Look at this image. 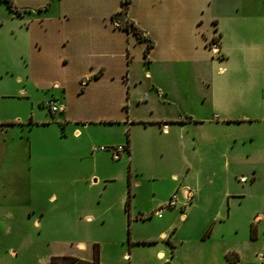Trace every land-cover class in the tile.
Returning a JSON list of instances; mask_svg holds the SVG:
<instances>
[{"label":"crops","instance_id":"1","mask_svg":"<svg viewBox=\"0 0 264 264\" xmlns=\"http://www.w3.org/2000/svg\"><path fill=\"white\" fill-rule=\"evenodd\" d=\"M13 2L17 10L0 0V31L7 27L8 40L20 44L23 64L15 92L0 96L28 110L0 123L3 150L12 131L24 138L18 126L59 123L74 142L71 154L90 162L87 175L71 179L76 211L88 210L106 230L121 217L128 235L112 242L133 262L147 245L159 262L264 264V0H130L125 11L123 0ZM127 21L152 41L148 51ZM50 99L62 109L44 115L38 107ZM93 128L108 145L96 144ZM38 139L37 147L28 140L30 158L50 154ZM102 145L126 148L117 158ZM87 183L98 188L93 207L79 205L78 187ZM174 192L178 206L163 209ZM248 199L250 209L236 210ZM167 212L156 234L138 229ZM77 245L81 253L57 256L93 261L95 246L85 256L87 243Z\"/></svg>","mask_w":264,"mask_h":264},{"label":"rangeland","instance_id":"2","mask_svg":"<svg viewBox=\"0 0 264 264\" xmlns=\"http://www.w3.org/2000/svg\"><path fill=\"white\" fill-rule=\"evenodd\" d=\"M6 29L4 27L0 31V94H13L23 56L20 44L12 45L6 37L9 33ZM144 101L141 98V102ZM50 109L47 102L43 107H38L39 112L51 116ZM206 109V106H199L198 112L208 113ZM27 110L28 108L22 107L19 98L11 95L0 96V123L17 120L18 117L15 116L25 114ZM263 126L264 124L259 125L264 131ZM21 128L18 126V135L22 133L24 138H14L15 133L12 131L8 148L4 151L0 145V264H51L52 256L73 251L81 253L77 245L79 241L88 245V250L82 251L85 256L91 254L95 242H100L103 251L100 264H183L177 260L172 263L159 262L151 256L152 248L147 245L137 250L136 256L140 258L137 256L134 262L133 257H124L125 247L121 243L112 242L115 236L128 235V231H121L119 227L121 217L113 218L114 226L110 221L108 226H111L106 230V227L102 229L99 226L98 221L87 219L88 210L80 213L76 211V186L71 179L81 173L87 175L91 169L88 159L80 160L71 154L74 142L66 130L63 131L57 122L48 126H36L32 131ZM92 131L96 138L95 143L105 144L101 143L104 135L100 130L93 128ZM68 132L71 133L69 129ZM122 133V129L117 128L113 141H119ZM40 137L48 144L46 151L50 154L46 156L36 153L30 158L28 140L34 141L37 147ZM263 140L259 139L260 142ZM48 178L66 180L63 185L55 182L50 186L46 180ZM121 191V182L117 181L112 194L118 196ZM52 193H57V201L50 198ZM78 193L80 206L89 205L90 201L92 207L94 206L98 198L97 187H90L87 183L78 187ZM253 205L254 201L248 199L242 206L241 203L237 205L236 210H248ZM171 215V212H167L153 216L146 222L139 223L138 229L145 235L156 234ZM110 229L113 234H110ZM146 242L149 244L156 241ZM58 261L68 264L66 260ZM72 264L87 263L80 260Z\"/></svg>","mask_w":264,"mask_h":264},{"label":"trees","instance_id":"3","mask_svg":"<svg viewBox=\"0 0 264 264\" xmlns=\"http://www.w3.org/2000/svg\"><path fill=\"white\" fill-rule=\"evenodd\" d=\"M4 1H6L8 3V6L11 9L17 10V8H16L13 0H4ZM129 2H130V0H123V9H122V11H125L127 9V6L129 4ZM125 26L128 29L132 28L135 31L137 37L140 40H146L147 41V48H146V50L148 51L150 49V47L152 46V44H153L152 41L150 39H148V37H146L144 35V33L134 23L127 21L126 24H125ZM130 202H131V192H129V196L127 198V207L130 205ZM252 235H253V237L256 235L255 232H254V230L252 232ZM94 246H95V256H94V259H93V261H85V263H87V264H100V262H101L100 261V248H99V244L96 243ZM228 258H229V260L231 262H234V260L232 259V256L230 254L228 255ZM58 260H66V261H68V264H72V263H74L76 261H80L81 259H79V258H77L75 256H71V255L57 256V257H53L51 259V264H62Z\"/></svg>","mask_w":264,"mask_h":264},{"label":"built area","instance_id":"4","mask_svg":"<svg viewBox=\"0 0 264 264\" xmlns=\"http://www.w3.org/2000/svg\"><path fill=\"white\" fill-rule=\"evenodd\" d=\"M47 103L50 106L51 110L54 111V112L62 109V106L56 100L50 99V100L47 101ZM100 148L101 149H108V148H111V147H106V146L102 145V146H100ZM125 148H126L125 146L120 145L118 147H112L111 149H112L113 155L118 158V157H120L122 151ZM178 204H179V193L178 192H174L171 195L169 201L162 208L165 209V208L176 207V206H178Z\"/></svg>","mask_w":264,"mask_h":264}]
</instances>
